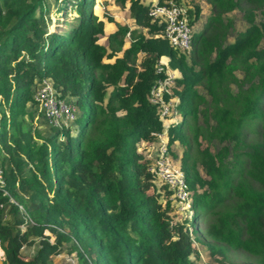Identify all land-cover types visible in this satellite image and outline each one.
<instances>
[{
  "label": "trees",
  "instance_id": "1",
  "mask_svg": "<svg viewBox=\"0 0 264 264\" xmlns=\"http://www.w3.org/2000/svg\"><path fill=\"white\" fill-rule=\"evenodd\" d=\"M96 1L59 0L61 18L49 24L45 0H0V166L15 201L0 190V264H54L72 251L80 264H195V241L213 248L196 222L226 196L234 200L215 212L206 236L257 259L241 264H264V21L254 20L264 0H213L215 14L192 35L188 52L170 48L162 24L147 17L150 0H112L144 32L117 26L103 45ZM241 7L247 25L226 42L230 20L222 14ZM187 13L192 24L197 13ZM160 56L178 72L172 93L180 121L166 131L169 153L180 150L190 217L174 216L170 191L156 184L147 170L152 159L137 148L156 144L151 133L163 128L148 101ZM41 79L75 100L73 134L69 125L49 124L50 133L34 122ZM200 141L240 150L229 165L221 161L227 145L215 154L197 150L203 177L192 157Z\"/></svg>",
  "mask_w": 264,
  "mask_h": 264
},
{
  "label": "built area",
  "instance_id": "2",
  "mask_svg": "<svg viewBox=\"0 0 264 264\" xmlns=\"http://www.w3.org/2000/svg\"><path fill=\"white\" fill-rule=\"evenodd\" d=\"M146 15L152 21L155 20L162 24L161 34L170 48L178 52L190 49L192 25L189 23V15L184 5L173 0L162 3L150 0ZM126 37H128V33ZM154 74L156 77L149 88L148 101L156 107L163 128L158 132L151 133L157 139V143L148 144L146 157L151 158L152 162L147 170L157 185L165 186L170 191L168 199L178 205L176 210L184 212L191 207V198L184 173L169 153L171 140L166 131L169 125H176L180 121V113L177 110L178 97L172 93L177 74L176 70L170 67L167 56L159 57ZM33 100L45 120L53 127H67L75 119L72 107L58 96L56 87L48 79H41L37 84L33 92ZM0 190L2 195L8 196L4 190L1 166ZM8 202L15 203L10 196H8ZM1 207L2 204H0ZM18 208L21 209L20 206ZM25 218L30 221L27 216ZM20 229L23 230V225L20 226ZM4 258V252L0 246V261H3Z\"/></svg>",
  "mask_w": 264,
  "mask_h": 264
},
{
  "label": "rangeland",
  "instance_id": "3",
  "mask_svg": "<svg viewBox=\"0 0 264 264\" xmlns=\"http://www.w3.org/2000/svg\"><path fill=\"white\" fill-rule=\"evenodd\" d=\"M59 0H45V5L49 10L48 16L45 15L46 20L50 19L51 21H54L59 17L58 14L54 12V8L56 4L58 3ZM182 5H184L191 13L196 12L197 16L194 17V21L191 24L192 25V35L194 33H197L200 31L204 26L205 23L207 22V19L209 16H212L215 14V11H213V0H179ZM95 7L93 6V9H96V12L99 16L103 18L105 21L104 23V36L101 37V42L103 45H106V39L105 35L107 33L112 32L117 26H125L127 28L129 27H135L137 32H140L143 34L144 30L142 28H138L136 26L132 19L129 16L127 6H121L115 2H112V0H97L96 1ZM243 8H234L230 12L223 13L222 16L224 18H227L230 20V24L228 29L225 31L226 33V42H230L232 40L233 35L238 32L242 31L246 27V22L242 18V13H243ZM254 20L255 22L258 21H264V10L263 11H256L254 14ZM107 17L110 18L109 21H107ZM57 22H61L58 20ZM123 46H126L123 45ZM189 50V49H188ZM186 50L185 52H188ZM121 55V50L117 52V56ZM213 58V55L211 56ZM188 59V57H187ZM111 60V59H110ZM178 75V72H176ZM176 89L181 90V86H176ZM109 90V89H108ZM196 92L203 94L205 100H208V96L204 94V89L201 84H198L196 87ZM178 94V93H177ZM176 95V94H175ZM178 97V95H176ZM66 103L69 104V106L72 107L74 110L75 117L79 115V109L75 104V100L73 98H63ZM35 111L34 113V122L38 125L41 126L40 128L42 130H48V132H52V129L49 125V122H47L43 116L39 108L34 104L32 107ZM194 120L196 122H200L202 120V116L198 113H196ZM76 122V120H75ZM52 126V125H51ZM68 129L70 130V133L73 134L75 131V124L72 122L69 124ZM44 130V131H45ZM188 135L186 136L188 138ZM247 140V139H246ZM249 141H254L253 138H248ZM151 143V142H150ZM137 148L140 153L146 156L148 152V141H143L137 143ZM227 145V143H220L217 141H213L211 144H206L205 141H200L199 144L196 146L195 144L192 145L193 150H192V157L196 161V167L197 170H199L200 174L204 177V174L198 164V152L197 150L202 149L203 147H207V149L212 153L215 154L218 152V150L221 148V146ZM228 146V156L227 158H222L221 161L224 164H230L232 159L234 158L235 154L240 150V148H233L231 144L227 145ZM176 150V151H175ZM173 152V158L177 161L176 164L180 166L181 164V159L179 160V155H180V150L175 149ZM205 187L198 188L196 189L197 192H201L204 190ZM228 196H226V201L223 202L222 206H215L212 208V212L209 214L208 212L203 215L201 218H199L196 222V227L197 229V235L203 240V242H208L211 243L213 248L211 249L209 245L206 243H198L195 241L193 243V248H192V253L190 255L191 260L195 264H241L243 262H253L255 263L257 259L255 257H252L251 255L245 253L242 250H233L230 247L220 244V243H214L212 242L206 235V230L207 226L211 224L215 217V212L219 210H225L229 204L232 203L234 200L233 198L229 199L228 201ZM172 203L174 204L175 208L178 206L176 205L173 201ZM20 206V205H19ZM21 207V206H20ZM22 209V207H21ZM189 212H179L175 213V217L177 216H183L185 213L188 217V215L191 214L192 207L189 209ZM190 217V216H189ZM194 234H192L193 236ZM32 247V246H31ZM27 248L23 249L25 251V255H29V253L32 252V249ZM30 251V252H29ZM65 255V256H64ZM54 264H80L77 263V259L75 257L74 252L72 251L70 254H60L56 257H54Z\"/></svg>",
  "mask_w": 264,
  "mask_h": 264
},
{
  "label": "clouds",
  "instance_id": "4",
  "mask_svg": "<svg viewBox=\"0 0 264 264\" xmlns=\"http://www.w3.org/2000/svg\"><path fill=\"white\" fill-rule=\"evenodd\" d=\"M191 207H192V205H191ZM191 207H190V208H191ZM190 208H189V209H190ZM189 209H187V210L185 211V213H186V212H189V211H190ZM185 213H184L183 215H185V216H186V214H185ZM190 215H191V214H190ZM190 215H188V217H189Z\"/></svg>",
  "mask_w": 264,
  "mask_h": 264
},
{
  "label": "crops",
  "instance_id": "5",
  "mask_svg": "<svg viewBox=\"0 0 264 264\" xmlns=\"http://www.w3.org/2000/svg\"><path fill=\"white\" fill-rule=\"evenodd\" d=\"M30 252V251H29Z\"/></svg>",
  "mask_w": 264,
  "mask_h": 264
}]
</instances>
